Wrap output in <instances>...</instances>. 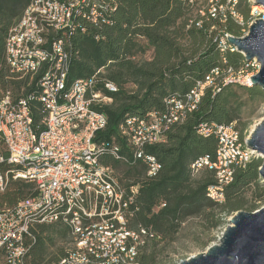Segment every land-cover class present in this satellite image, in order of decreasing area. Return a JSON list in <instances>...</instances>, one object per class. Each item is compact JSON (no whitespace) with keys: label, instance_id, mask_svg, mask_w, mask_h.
I'll use <instances>...</instances> for the list:
<instances>
[{"label":"built area","instance_id":"obj_1","mask_svg":"<svg viewBox=\"0 0 264 264\" xmlns=\"http://www.w3.org/2000/svg\"><path fill=\"white\" fill-rule=\"evenodd\" d=\"M216 1L209 0L212 17ZM236 1L226 0L227 9L241 23L233 11ZM246 1L251 4L253 18L249 26L258 19L264 20V14L260 16L253 10L260 6L254 0ZM109 11L105 0H30L8 31L5 64L16 79L28 78L33 90L16 99L8 91L0 99V142L8 154V170L0 172V193L6 191L12 179L33 183L35 195L0 209V264H28L37 225L58 224L67 230L63 255L47 264H140L141 249L148 240L156 239L144 228L128 229L133 215L128 207L138 187L124 189L112 170L100 162L107 151L119 159V147L112 145L107 149L104 143H93L107 123L98 109L112 101L102 90L113 94L116 87L98 77L101 69L66 86L71 57L69 37L83 33L86 26L106 24ZM228 36L219 35L214 40L221 54L236 52L227 42ZM248 63L252 72L246 76L257 73L256 62ZM242 74L234 76L228 69L221 83L240 82ZM219 77L220 72L215 69L183 99L166 100L164 113L129 116L119 126L121 136L133 150V160L145 165L148 179L157 176L160 165L145 150L162 142L172 126L181 124L204 91L216 89ZM31 102L39 103L44 114L39 132L33 127ZM197 134L204 138L213 136L217 146L212 158L203 156L192 163L190 175L194 178L202 169L214 172L216 182L206 189L205 197L221 204L234 172L253 158L261 159V155L246 148L248 137L242 138L235 124H201Z\"/></svg>","mask_w":264,"mask_h":264},{"label":"trees","instance_id":"obj_2","mask_svg":"<svg viewBox=\"0 0 264 264\" xmlns=\"http://www.w3.org/2000/svg\"><path fill=\"white\" fill-rule=\"evenodd\" d=\"M110 11L108 22L86 26L83 33L69 37L70 63L66 86L92 76L101 69L99 78L116 87L111 103L98 109L106 117L105 128L93 138L94 144L104 143L108 149L119 147V159L107 151L101 164L112 170L116 181L124 188L137 186L138 192L128 210L129 230L139 227L154 234L139 255L140 264H157L161 245L172 243L181 225L188 218H200L207 224L205 230H214L223 224L222 217L237 212L253 213L264 205V182L259 176L261 159L253 158L243 169L236 170L232 182L224 189V202L213 203L205 197L206 189L216 182L215 174L202 169L191 177L190 166L203 156L212 158L217 140L201 137L197 129L201 124H235L242 138L246 128L243 122L248 109L264 103V92L240 82L222 84L226 71L234 76L246 75L252 68L237 52L221 54L214 41L219 35L243 37L253 18L251 4L237 0L231 15L226 0L213 2L215 17L209 13V0H105ZM30 0H0V99L10 92L16 99L33 90L29 79L18 80L11 75L4 60V42L9 29L20 19ZM223 10L219 11L218 7ZM200 23L199 26L197 24ZM223 60L225 63H223ZM220 77L216 89H206L195 109L187 113L184 121L174 125L162 142L148 147L146 154L160 165L156 177H146L145 165L133 160V150L121 136L119 126L129 116L145 117L148 113L165 112V101L183 99L196 87V83L213 70ZM33 127L41 130L42 107L30 103ZM0 172L8 170V154L0 142ZM35 195L29 181L9 179L5 192L0 193V209ZM35 243L28 264H47L63 255L58 242H67V230L54 225H37L33 230Z\"/></svg>","mask_w":264,"mask_h":264},{"label":"water","instance_id":"obj_3","mask_svg":"<svg viewBox=\"0 0 264 264\" xmlns=\"http://www.w3.org/2000/svg\"><path fill=\"white\" fill-rule=\"evenodd\" d=\"M254 3L264 9V0ZM227 42L246 62H256L258 72L249 77L247 86L264 92V20L254 21L243 37L228 36ZM245 146L261 155L259 176L264 182V120L249 134ZM179 264H264V206L253 213H235L216 244Z\"/></svg>","mask_w":264,"mask_h":264},{"label":"rangeland","instance_id":"obj_4","mask_svg":"<svg viewBox=\"0 0 264 264\" xmlns=\"http://www.w3.org/2000/svg\"><path fill=\"white\" fill-rule=\"evenodd\" d=\"M256 7V6H254ZM255 12L262 16L264 10L256 7ZM254 74V73H253ZM250 75H241L240 82L247 85V79ZM264 120V103H256L253 107L247 110L243 122L246 128L242 131L245 137H248L252 130ZM264 206V205H263ZM263 206H259V209ZM235 213L229 216H223V224L220 227L207 231L204 226L206 223L200 218H188L180 227L179 232L175 237V241L168 244L161 245L162 253L157 259V264H176L179 261L186 260L192 256L202 254L217 243L218 237L222 232V228L228 225V221ZM58 247L62 248L63 243L58 242Z\"/></svg>","mask_w":264,"mask_h":264}]
</instances>
